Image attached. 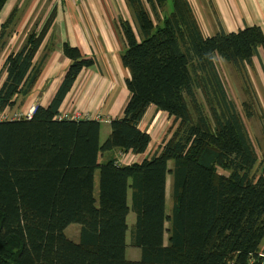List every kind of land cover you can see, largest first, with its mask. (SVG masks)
<instances>
[{"label":"trees","instance_id":"obj_1","mask_svg":"<svg viewBox=\"0 0 264 264\" xmlns=\"http://www.w3.org/2000/svg\"><path fill=\"white\" fill-rule=\"evenodd\" d=\"M126 2L137 26L135 34L121 21L129 99L102 144L98 121L58 118L79 73L94 64L68 44L69 65L48 106H36L30 120L0 121V264H264V170L254 174L255 148L216 66H251L264 52L260 27L207 37L187 0H172L156 25L168 0ZM54 18L6 57L0 112L32 92ZM150 106L172 119L169 137L150 158L118 163L115 155L145 153L150 136L139 123ZM70 224L80 226L76 243L64 234ZM128 231L136 262L125 259Z\"/></svg>","mask_w":264,"mask_h":264},{"label":"crops","instance_id":"obj_2","mask_svg":"<svg viewBox=\"0 0 264 264\" xmlns=\"http://www.w3.org/2000/svg\"><path fill=\"white\" fill-rule=\"evenodd\" d=\"M187 1L202 34V30L207 31V29H201V22L198 21L196 12H202L205 17L204 21L207 20L209 24L211 18L212 25L209 29L211 32L205 35L207 37L215 35L220 28L225 33H233L251 26L260 27L264 35V0ZM122 2L128 13L125 17H118L111 0H77L75 4L68 2L62 4L61 0V5L59 3L51 8L49 14L54 11L55 18L37 54L38 58L44 49L47 54L40 77L29 96L17 99L15 106L0 112V114L9 111L10 114H13L17 110L27 111L31 107L39 105L48 106L69 65V61L62 52L63 45L68 44L78 49L82 56L93 59L94 64L79 73L60 106L59 115L68 120L98 121L100 125H107L110 130L109 122L122 116L129 99V92L125 85L129 73L121 62V54L126 48L121 21L128 23L135 34L137 32L133 13L127 6L126 0H122ZM171 3L172 0H168L165 15L172 11ZM40 4L43 5L39 6ZM44 4L47 3H37V0H7L0 12V30L9 15L14 10L15 13L19 10L17 12L19 20L15 27L17 32L20 23L27 20L25 19L26 15H32L36 8H44ZM147 12L151 15L150 10ZM25 24L21 26V29ZM28 24L26 31L33 28L32 20ZM153 24L156 25L154 20ZM34 26L36 30H40L43 25L35 24ZM9 32L6 31L1 39L2 44L4 42L5 44L1 46L0 43L1 66H3L6 57L17 51L33 34L27 36L24 33L27 37L25 38L24 35L17 36L18 33ZM45 54L43 53L39 60ZM4 76L3 71L0 75V85ZM171 124L172 119L166 113L157 111L153 106H150L139 123V129L150 136V143L145 153L138 156L129 153L124 156L120 155V163L126 165L133 159L135 163H139L150 158L156 153L152 151L151 145L154 142L156 144L155 140H160L161 137H169L167 131ZM122 157L125 158L122 159Z\"/></svg>","mask_w":264,"mask_h":264},{"label":"rangeland","instance_id":"obj_3","mask_svg":"<svg viewBox=\"0 0 264 264\" xmlns=\"http://www.w3.org/2000/svg\"><path fill=\"white\" fill-rule=\"evenodd\" d=\"M47 3L44 4V8H36L33 12V14H27L25 19H27L25 22H21L19 28L17 29V32L15 31V27L17 25V21L19 20L17 11L13 21L10 23V25L6 28V31L15 32L18 33L17 36H22L27 38L24 33L27 34V36L33 34H37L39 32V29H35V24L37 25H43L46 18L48 17V14L50 12V9L54 6H57L59 3L61 5V0H37V3ZM68 2V3H77V0H62V4ZM111 3L113 7L116 9L118 17H125L128 13L126 9L124 8L122 0H111ZM43 4H40L39 6H42ZM145 9L150 10L148 5H145ZM165 11V10H164ZM164 11L162 13L158 11V20H156V17L153 16V20L155 24H158L160 22L161 18L164 16ZM20 15V14H19ZM196 16L198 18V21L201 22L200 26L201 29H207L202 30L203 34H209L211 31L209 30L212 25V20H210V24L207 20L204 21L205 17L202 12H196ZM33 21V28L31 30H27L28 27L27 24L30 21ZM24 25V28L21 29V26ZM29 25V24H28ZM27 26V27H26ZM7 36V35H6ZM24 38V39H25ZM1 46L5 44V42L2 44L0 40ZM43 53H46V50L44 49L42 53L39 54L37 60L41 58ZM216 66L219 71L220 77L222 79V82L224 84L225 90L227 91L228 98L233 102L237 112L241 116L244 126L246 128V131L248 133V136L255 148L256 155L258 157V163L254 169V174L256 176L260 175L264 170V52L259 50L258 57L253 59L251 66H245L241 67L239 70H235L231 65L221 61L216 60ZM3 72V66H1L0 62V75ZM197 98L200 102H203L202 96L199 92H197ZM19 99V98H18ZM16 114H19V111H15ZM249 114L250 116H248ZM0 120L6 119L8 116L10 117V111L6 114L1 113L0 114ZM6 121V120H4ZM169 127V126H168ZM109 128L105 124L100 125V143L102 144L107 136L109 135ZM167 137H161L160 140H155V142L151 145L152 151H158L159 147L163 144V141ZM154 152V153H155ZM123 154L122 156H124ZM102 157L101 159H103ZM125 157H122L124 159ZM115 159L118 160V163L121 162V157L116 155ZM135 163V160L128 161L127 164ZM140 163V162H139ZM170 176L167 178V207L170 208V200H169V190H170ZM135 217L131 213L127 216V226L130 229L132 224L134 223ZM79 232H80V226L78 224H70L65 230L64 234L65 236L71 240L72 242H78L79 240ZM129 231L126 235V249H125V259L127 261L136 262L140 259V250L134 247L130 246V238H129ZM166 240V237H165ZM260 257L264 260V243L260 248Z\"/></svg>","mask_w":264,"mask_h":264},{"label":"built area","instance_id":"obj_4","mask_svg":"<svg viewBox=\"0 0 264 264\" xmlns=\"http://www.w3.org/2000/svg\"><path fill=\"white\" fill-rule=\"evenodd\" d=\"M35 107H31L29 110L27 111H19V114H16V112H14L13 114H11V116L7 117L6 119L0 120V121H4V120H21V119H25V120H30L33 114ZM6 114V113H3ZM1 116V115H0ZM60 120L61 119H67L66 117H58Z\"/></svg>","mask_w":264,"mask_h":264}]
</instances>
